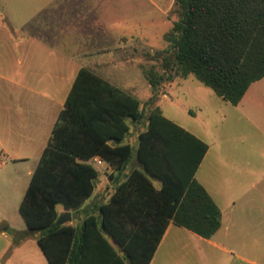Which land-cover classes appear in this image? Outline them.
Masks as SVG:
<instances>
[{
  "label": "trees",
  "instance_id": "1",
  "mask_svg": "<svg viewBox=\"0 0 264 264\" xmlns=\"http://www.w3.org/2000/svg\"><path fill=\"white\" fill-rule=\"evenodd\" d=\"M159 63L142 71L151 88L143 106L87 69H80L19 205L27 235L49 264H149L169 223L208 239L220 211L194 174L207 145L162 115L155 104L164 80L192 75L236 106L264 77V0H176ZM126 119L145 120L136 150L121 141ZM100 157L122 173L99 217L80 228L57 224L55 206L77 209L92 192ZM152 180L159 182L156 189ZM108 237L117 246L109 243ZM117 250L122 254L119 255Z\"/></svg>",
  "mask_w": 264,
  "mask_h": 264
},
{
  "label": "crops",
  "instance_id": "2",
  "mask_svg": "<svg viewBox=\"0 0 264 264\" xmlns=\"http://www.w3.org/2000/svg\"><path fill=\"white\" fill-rule=\"evenodd\" d=\"M175 1L0 0V169L16 161L37 165L80 69L118 89V83L135 77L140 64L133 47L163 41ZM226 107L222 119L229 121L232 136L213 145V154L206 134L162 114L207 145L194 178L219 209L221 223L208 239L169 223L149 264H264V77L250 84L231 110ZM126 124L121 143L136 150L146 121L126 119ZM87 163L97 172L92 192L77 209L55 206L57 219L70 213L63 226L80 228L88 216L98 218V207L137 167L134 160L118 174L103 160ZM237 164L243 170L236 173ZM11 168L0 180L17 178ZM10 230L0 213V264H49L27 228L18 235Z\"/></svg>",
  "mask_w": 264,
  "mask_h": 264
},
{
  "label": "rangeland",
  "instance_id": "3",
  "mask_svg": "<svg viewBox=\"0 0 264 264\" xmlns=\"http://www.w3.org/2000/svg\"><path fill=\"white\" fill-rule=\"evenodd\" d=\"M171 15L174 21L177 14L174 12ZM153 43L151 46L133 47L137 65L140 64L142 70L137 67L138 71L135 77L128 78L127 82L118 83L120 89L134 97L140 106H143L150 97V86L142 71L151 66H155L157 70L159 63L153 62L151 59L167 46L164 40L153 41ZM131 78L133 81L130 82ZM160 91L161 94L155 104L160 108L162 114L198 135L199 130L206 134V141L213 143L211 154L214 151L213 145L223 144L224 137L232 136L229 121L222 119V115L225 113L223 106H227L228 110H231L232 107L230 104L224 103L192 75L181 78L174 74L171 80L163 81ZM127 122L129 123V121ZM35 165L19 161L8 162L7 168L12 167L18 172V174L16 173L17 178L0 180V213L7 219L10 231L15 235L21 234L27 228L19 213V205L30 181L27 171ZM7 168L0 169V179L6 174ZM241 170H243V164H237L236 173ZM153 182L157 184L156 181ZM56 208L59 210L61 206L57 205Z\"/></svg>",
  "mask_w": 264,
  "mask_h": 264
},
{
  "label": "water",
  "instance_id": "4",
  "mask_svg": "<svg viewBox=\"0 0 264 264\" xmlns=\"http://www.w3.org/2000/svg\"><path fill=\"white\" fill-rule=\"evenodd\" d=\"M70 221V213L66 212L57 219V224H62Z\"/></svg>",
  "mask_w": 264,
  "mask_h": 264
},
{
  "label": "built area",
  "instance_id": "5",
  "mask_svg": "<svg viewBox=\"0 0 264 264\" xmlns=\"http://www.w3.org/2000/svg\"><path fill=\"white\" fill-rule=\"evenodd\" d=\"M92 159H93V161L96 162L97 164H100V163L102 162V159H101L100 157H98V156L93 157Z\"/></svg>",
  "mask_w": 264,
  "mask_h": 264
}]
</instances>
